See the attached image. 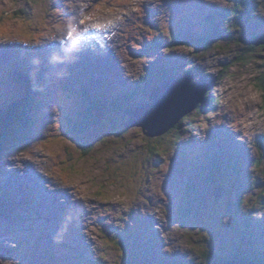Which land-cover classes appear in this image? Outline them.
I'll use <instances>...</instances> for the list:
<instances>
[{"label": "rangeland", "instance_id": "rangeland-1", "mask_svg": "<svg viewBox=\"0 0 264 264\" xmlns=\"http://www.w3.org/2000/svg\"><path fill=\"white\" fill-rule=\"evenodd\" d=\"M232 4L0 0V112L25 94L7 71L10 63L46 61L48 74L56 75L43 85L37 118L27 132L14 130L17 141L0 154V230L14 236L8 250L0 249V264L254 262L235 258L252 253L262 258L264 105L256 79L264 72V50L253 58L245 47L251 35L264 31V0L249 4L250 27L231 17ZM93 13L97 20L84 21ZM223 14L228 19L221 20ZM210 16L218 32L212 50L165 46L172 34L203 37ZM155 41L160 46L153 47ZM163 73L174 79L186 73L191 84L204 87L220 81L204 97L203 111L162 137L128 127L127 108L121 107L77 140L73 130L87 106L97 115L93 103L114 92L131 95V104H147ZM21 153L32 159H15ZM215 160L222 164L218 170L211 167ZM228 163L235 165V177ZM218 185L225 195L216 202ZM97 194L108 199L80 198Z\"/></svg>", "mask_w": 264, "mask_h": 264}, {"label": "trees", "instance_id": "trees-1", "mask_svg": "<svg viewBox=\"0 0 264 264\" xmlns=\"http://www.w3.org/2000/svg\"><path fill=\"white\" fill-rule=\"evenodd\" d=\"M232 2L233 4H232L231 10H232L233 15L231 17H233V19L237 21H240L241 19L244 20L245 24L249 27L253 25V21L250 17L252 14L250 12V5H249L253 2V0H232ZM226 14L228 15V13ZM214 18L215 16H210L209 18H207V22L211 27L208 33H206V35H204L203 37H197L194 35H190L191 39H187V38L180 39L179 35L172 34V35H168L169 42L165 46L169 50H175L179 47L194 46L198 48L199 50L209 52L210 50H212L211 49L212 43L217 41L218 39V32L216 28L217 23L215 22ZM220 18L221 20L225 18L228 19L226 15L224 14L221 15ZM224 32L228 33V30H225ZM263 33L264 31L260 35L258 34V35H251V36L253 38H258ZM251 40H254V39H251ZM159 44H160V41H155L153 47L160 46ZM245 48L253 58L258 57V55H256L258 51L264 50V46L254 47L253 45H247ZM139 55L144 56L145 54L142 53ZM234 62L241 63L242 58H240V61H234ZM45 63L46 61H39L38 63H34V60L20 58L19 60H15L13 63H10L7 67V71H11V76L13 80H16L20 84H22L25 90V94L21 98H19L17 101L9 103L8 107L6 106L8 109L4 111V113H2V111L0 112V154L4 153V151H6V149L11 146V143L17 141V140H12V139H17L15 135H13L14 130L21 131L22 133L27 132V130L25 131V127H27L28 122L31 124L33 119L37 118V113H38L37 108L39 107L38 100H39L41 93L43 92V85L45 84L47 79L50 78V76L54 75L52 78H55L56 76L55 72L48 74L47 70H48L49 63L48 62L46 64ZM148 75L151 76L150 73ZM160 76L162 77L161 80L163 81L165 79H174V78H169L167 74L165 73L161 74ZM151 78L152 77L150 78L146 77L144 80L149 81ZM256 80L258 82V87L260 85L261 92L263 93L262 102L264 105V72L261 75H259ZM216 81H220V79L217 77ZM99 84H102V82H100ZM95 86H98V85H95ZM136 92L137 91H134L131 94L133 95ZM130 96L131 95H128V94L121 95L120 93H115V92L112 94H106V96L103 95V99H105L103 100V102L100 99H98V101H95L93 103L95 106L97 115H93L92 113L93 109L87 106V109L81 115V122L77 123L73 130V133L77 137V140L79 141L82 140L81 136L84 134H87L90 127L98 124V122H100L102 118L103 120L106 118H111L110 114H115L116 112L119 111L121 107L130 108V107L137 106V104L130 103L131 102V100L129 99ZM207 96L208 94L205 96V98ZM87 101H89V99ZM200 106L196 110L203 111L202 110L203 108H201ZM181 121L171 131H175V129H177L179 125L182 124ZM37 126H38V123H36L34 127L36 128ZM179 133H180L179 135L176 134L174 136L176 141L180 140L179 136H181V132ZM89 145L90 144H87V147H89ZM88 152L89 151L87 150V154ZM215 161L217 162L218 165L214 162L212 163L211 167L213 169L218 170V167L221 166L222 164H220L217 160ZM228 165H229L228 167L230 168L231 176L235 177L236 176L235 173H231L235 171L236 169L235 165H230L229 163ZM231 168L233 169L232 171H231ZM233 188L231 189V191L234 190ZM252 255L253 256H250L249 254L248 255L240 254L238 257H235V258L244 259L248 261H254L253 263H256V264L258 263L264 264V254L262 258L258 256V254H255V253H252ZM209 260L210 262L208 264L234 261L232 259L226 260L223 258L221 259L220 258H213V259L209 258Z\"/></svg>", "mask_w": 264, "mask_h": 264}, {"label": "water", "instance_id": "water-1", "mask_svg": "<svg viewBox=\"0 0 264 264\" xmlns=\"http://www.w3.org/2000/svg\"><path fill=\"white\" fill-rule=\"evenodd\" d=\"M254 47L264 46V34L248 41ZM173 80H164L154 87L149 96V103L127 109L130 120L128 127L140 128L146 137L157 138L168 134L179 122L193 113L204 102V97L215 86L216 80L209 87L204 83L191 84L192 76ZM134 122V123H133ZM133 123V124H132ZM225 195V188L213 189V197L219 202ZM212 264H255L247 261H230Z\"/></svg>", "mask_w": 264, "mask_h": 264}, {"label": "clouds", "instance_id": "clouds-1", "mask_svg": "<svg viewBox=\"0 0 264 264\" xmlns=\"http://www.w3.org/2000/svg\"><path fill=\"white\" fill-rule=\"evenodd\" d=\"M10 6H12V5H10ZM86 6H87V5H85V7H86ZM100 7L103 8L102 5H101ZM132 11L140 12V8H139V7H134V8H132ZM118 12H119V10H117V14L115 15L114 19H117V20L120 19V15L118 14ZM126 14H127V13H126ZM261 15H264V13H261ZM98 17H99V14H97V13H93V14L91 15V17H89V16H85V17H84V21H88L89 19H91L92 21H95V20L98 19ZM107 23L110 24V23H112V21H111V20H108ZM90 26H102V25L91 24ZM69 27H70L71 31H75V28H72L71 25H70ZM9 38H10V37L7 35V33H5V35L3 36V39H4V40H8ZM23 41H24L25 43L28 41L27 36H24ZM36 43H39V41L37 40ZM250 45H251V44H250ZM41 150H42V149H41ZM15 159L31 160L32 157H31V155H29V154H27V153H21L20 156H19V157H15ZM80 198H81V199H89V198H91V199H99V200H105V199H108L107 197H105V196H103V195H100V194H97V195H94V196H91V197H89V196H87V195H84V196H81ZM169 251H170V250H169Z\"/></svg>", "mask_w": 264, "mask_h": 264}, {"label": "bare ground", "instance_id": "bare-ground-1", "mask_svg": "<svg viewBox=\"0 0 264 264\" xmlns=\"http://www.w3.org/2000/svg\"><path fill=\"white\" fill-rule=\"evenodd\" d=\"M47 63V62H46ZM45 63V64H46ZM48 71V70H47ZM77 72V71H76ZM29 73V72H28ZM186 73H188V72H186ZM186 73H184L183 75H185ZM216 80V79H215ZM212 81H214V80H212ZM12 164H13V162H12ZM18 170H20V171H23V169H20V168H18ZM32 171L35 173L34 175L37 177V176H39L40 177V175L38 174V172H37V170L36 169H32ZM30 189H31V187H30ZM33 189V188H32ZM11 192L13 193V190H11ZM36 205V204H35ZM43 217V216H42ZM41 218V217H40ZM42 219V218H41ZM35 227V226H34ZM34 227H32L31 226V228L33 229V230H35V229H38V227L36 226V228H34ZM24 228V227H23ZM19 230V229H18ZM17 231V230H16ZM20 231H21V229H20ZM14 235V234H13ZM7 235L6 234H4V232L3 231H1L0 230V249H2V250H4V251H6V250H8L10 247V242H12V238H14V236L12 237H10L9 236V238H7L6 237ZM25 237V236H24ZM24 240V239H23ZM256 264V263H255ZM258 264H261V263H258Z\"/></svg>", "mask_w": 264, "mask_h": 264}]
</instances>
